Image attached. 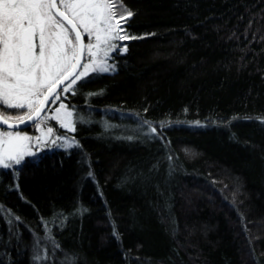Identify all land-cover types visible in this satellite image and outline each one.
<instances>
[{
  "label": "trees",
  "instance_id": "obj_1",
  "mask_svg": "<svg viewBox=\"0 0 264 264\" xmlns=\"http://www.w3.org/2000/svg\"><path fill=\"white\" fill-rule=\"evenodd\" d=\"M122 3L76 146L0 167V264H264V0Z\"/></svg>",
  "mask_w": 264,
  "mask_h": 264
},
{
  "label": "snow or ice",
  "instance_id": "obj_2",
  "mask_svg": "<svg viewBox=\"0 0 264 264\" xmlns=\"http://www.w3.org/2000/svg\"><path fill=\"white\" fill-rule=\"evenodd\" d=\"M133 14L122 0H0V125L17 129H0V167L35 155L30 142L40 137L20 131L21 125L34 124L40 130L54 120L75 131L74 112L61 97L75 95L74 86L91 73L115 71V64L108 62L111 54L126 52L122 42L138 39L123 27ZM10 109L17 114H6ZM53 133L48 126L46 136ZM74 143L66 140L61 146Z\"/></svg>",
  "mask_w": 264,
  "mask_h": 264
},
{
  "label": "rangeland",
  "instance_id": "obj_3",
  "mask_svg": "<svg viewBox=\"0 0 264 264\" xmlns=\"http://www.w3.org/2000/svg\"><path fill=\"white\" fill-rule=\"evenodd\" d=\"M123 23V22H122ZM85 39V43L88 42V37L85 36L84 37ZM127 40L123 41L122 43L124 44V42H126ZM115 43L119 44L121 42L119 41H116ZM119 51V50H117ZM116 51V52H117ZM116 52H113L111 55L113 57V55L116 53ZM109 63H112V59L108 61ZM93 74V73H91ZM95 74H101V73H95ZM90 75V74H89ZM75 87V86H74ZM64 97H66V94L65 96H62L61 97V100L64 102ZM60 103V101H57L55 105H53V107H56L58 106V104ZM65 103V102H64ZM66 104V103H65ZM67 105V104H66ZM69 108V107H68ZM70 110H72L71 108H69ZM3 109H0V111H2ZM73 111V110H72ZM8 115H16L17 114V111L16 110H8L7 113ZM73 121L75 123V117L73 116ZM48 126H51L53 127L54 129V133L53 134H49L46 136V128ZM2 129V128H0ZM30 130L32 129L31 132H28L26 130L22 131L24 133H26L27 135L29 136H32V137H40L39 140H36V139H33L31 142H30V148L32 150V152L36 154H38L39 152L41 151H50V150H54V149H65V150H69V149H72L76 146V143L73 144V146L71 147H64V146H61L63 144H65L66 140H75V138L71 135L74 131H71V130H68V129H65V128H61L59 126V124L54 121V120H49L47 121L45 124H42L41 125V128L40 130H38L35 125H32L31 128H29ZM2 130H5V129H2ZM28 130V129H27ZM29 130V131H30ZM13 131V130H12ZM57 136H60L64 139H60V140H56V143L53 144L51 141L53 139H55ZM35 155H31V156H25L23 158V160L27 157H32V156H35ZM22 160V161H23ZM21 161V162H22ZM16 164H13V166H15ZM4 168V167H3Z\"/></svg>",
  "mask_w": 264,
  "mask_h": 264
},
{
  "label": "water",
  "instance_id": "obj_4",
  "mask_svg": "<svg viewBox=\"0 0 264 264\" xmlns=\"http://www.w3.org/2000/svg\"><path fill=\"white\" fill-rule=\"evenodd\" d=\"M32 125H34V124H24V125H21L20 128H19V130L20 131L27 130V129L31 128ZM0 128L5 129V130H13V131L17 130L15 128L14 129H7V126H4V125H0Z\"/></svg>",
  "mask_w": 264,
  "mask_h": 264
}]
</instances>
